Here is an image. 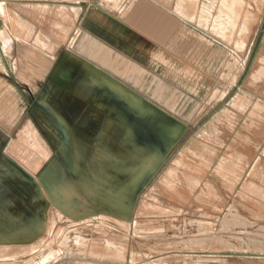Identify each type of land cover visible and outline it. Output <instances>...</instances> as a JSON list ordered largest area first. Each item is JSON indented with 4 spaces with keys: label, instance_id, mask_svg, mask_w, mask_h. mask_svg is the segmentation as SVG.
<instances>
[{
    "label": "rangeland",
    "instance_id": "obj_1",
    "mask_svg": "<svg viewBox=\"0 0 264 264\" xmlns=\"http://www.w3.org/2000/svg\"><path fill=\"white\" fill-rule=\"evenodd\" d=\"M113 2L116 6L118 0ZM184 2L193 19L210 6H214L212 17L217 14L216 0ZM62 5L59 0H12L1 14L7 38L9 30L20 37L17 31L27 29V37L33 30V41L15 43L11 49L0 44L2 124L7 132L19 119L20 127L16 135H0V264H264V149L254 166H246L242 156L234 162L230 156H218L215 103L200 108L192 132L153 173L147 168L154 160L150 155L122 154L112 160L90 154L94 151L90 140L79 144L70 132L59 139L30 136L34 133L23 120L50 115L49 107L45 115L39 112L36 83L53 59L39 65L31 82L28 75L11 74L24 67L25 60L31 61L13 58L14 52L43 49L56 55L65 43L55 38L65 32L73 16L69 6ZM26 18L42 21V26L25 28L21 21ZM232 31V26L226 27L223 35L228 45L225 66L231 69L239 62L229 51ZM246 36L242 29L236 46L241 53L247 48ZM9 77L17 82L13 92ZM229 77L225 99L230 103L235 92ZM23 82L32 83L31 93L20 88ZM49 93H43L41 104L54 103L56 93ZM216 94L209 91L206 100H216ZM235 97L240 102L247 99ZM121 160L127 166L118 167ZM149 174L150 184L142 187ZM131 208L136 222L128 224L125 216ZM169 208L180 212L162 215Z\"/></svg>",
    "mask_w": 264,
    "mask_h": 264
},
{
    "label": "crops",
    "instance_id": "obj_2",
    "mask_svg": "<svg viewBox=\"0 0 264 264\" xmlns=\"http://www.w3.org/2000/svg\"><path fill=\"white\" fill-rule=\"evenodd\" d=\"M7 1L12 0H0V44L11 49L15 43L32 42L33 30L28 37L27 29L17 31L20 37L9 30L6 37L1 14H6ZM59 1L69 6L73 16L65 32L55 38L65 43L58 53L52 56L43 49L27 50L23 55L14 52L13 58L31 61L25 60V66L11 74L28 75L31 82L39 65L53 59L40 72L44 78L36 83L39 112L45 115L49 107L50 115L23 120L34 133L30 136L59 139L70 132L74 142L90 140L89 147L94 148L90 154L112 156V160L122 154L150 155L153 168H147L153 173L192 132L200 108L216 104V154L230 156L232 162L242 156L246 166L257 163L258 152L264 149V0H225L226 6L216 0V16L212 17L214 6H210L197 19L187 10L186 0H118L116 6L113 0ZM217 16L221 22L215 23ZM21 22L25 28L42 26V21L32 18ZM230 26L228 43L233 50L229 51L239 60L232 69L225 66L228 45L223 38ZM244 28L247 48L241 53L236 46ZM37 59L41 61H32ZM226 75L235 92L230 103L225 99L229 91ZM8 82L9 91H15L17 82L10 77ZM31 82H23L20 88L31 93ZM211 90L216 91V100H206ZM46 92L56 93L48 106L41 104ZM241 95L247 97L245 102L235 100ZM31 106V102L26 106L27 116ZM242 106L243 110L238 109ZM2 118L0 114V135L20 132L19 119L7 133ZM122 160L116 161L120 168L127 166ZM150 175L142 187L150 184ZM170 209L162 215L180 212ZM125 217L128 224L136 222L134 208Z\"/></svg>",
    "mask_w": 264,
    "mask_h": 264
},
{
    "label": "bare ground",
    "instance_id": "obj_3",
    "mask_svg": "<svg viewBox=\"0 0 264 264\" xmlns=\"http://www.w3.org/2000/svg\"><path fill=\"white\" fill-rule=\"evenodd\" d=\"M227 2L224 0V4H226ZM237 4V3H236ZM227 5V4H226ZM232 4L230 3V8L232 7L231 6ZM229 7V6H228ZM233 8V7H232ZM226 24V23H225ZM245 29V28H244ZM241 42V41H240ZM240 45V44H239ZM263 63V62H262ZM252 186V185H251Z\"/></svg>",
    "mask_w": 264,
    "mask_h": 264
}]
</instances>
